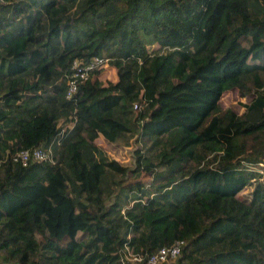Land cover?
<instances>
[{
    "label": "trees",
    "instance_id": "1",
    "mask_svg": "<svg viewBox=\"0 0 264 264\" xmlns=\"http://www.w3.org/2000/svg\"><path fill=\"white\" fill-rule=\"evenodd\" d=\"M94 57L112 78L66 98ZM262 72L258 0H0V264H146L176 241L162 264H264ZM231 90L240 113L219 110ZM97 136L139 144L118 168L148 177L107 206ZM33 147L49 159L11 160Z\"/></svg>",
    "mask_w": 264,
    "mask_h": 264
},
{
    "label": "rangeland",
    "instance_id": "2",
    "mask_svg": "<svg viewBox=\"0 0 264 264\" xmlns=\"http://www.w3.org/2000/svg\"><path fill=\"white\" fill-rule=\"evenodd\" d=\"M258 1L260 3H264V0H258ZM154 47H155V45L151 46V48H154ZM103 67H101V68H103V69H101V70H103V74H105L106 77L109 76L108 80H110V78H112V72L111 71L108 72L107 70H109V69L105 66H103ZM259 75H260V78L262 79V81L264 83V72L260 73ZM106 81L107 80L104 78V82H106ZM246 100L247 99H245V98L239 97L235 90H231V91L224 92L222 94V96L218 100V107H219V110H223L227 107H231L233 110L237 111V113H240L242 111V107L240 104L246 102ZM59 124H60V127H64V125H62L61 122H59ZM68 126H69V124H68ZM243 138L244 137H242L241 135L240 136L238 135L233 139V143L238 144L240 141L243 140ZM133 139H134V137L131 140H133ZM98 144H100L99 146L103 149V151L107 155L108 160L110 161V166L108 168L112 171L111 173L109 172V175H107V177H106V179H107V181H106L107 193L103 194V201L105 202V204L107 206L109 203H111L115 200V194L117 193V190H118L120 184L123 185L124 187H126L127 184H132L135 181H145L146 182L148 180V177L140 171H134L131 174L125 173V174L121 175V171L118 168V166L119 167L122 166L125 168L126 167L130 168V170L134 169L133 161L131 159V148H136L139 146V144L132 142V141H131V144H132L131 147L115 146V145H110L107 143L102 144L100 142ZM146 146H145V150H146ZM148 150H150V149H147L145 156L152 157L151 155H153V151L148 152ZM45 152H47V151H45ZM250 168H252V167H250ZM112 180H114L115 182H119V185H116L113 182H111ZM128 194L129 193L127 192L126 195H128ZM124 259H126V258H124Z\"/></svg>",
    "mask_w": 264,
    "mask_h": 264
},
{
    "label": "built area",
    "instance_id": "3",
    "mask_svg": "<svg viewBox=\"0 0 264 264\" xmlns=\"http://www.w3.org/2000/svg\"><path fill=\"white\" fill-rule=\"evenodd\" d=\"M106 60L100 57H94L90 60L89 63L85 65H80L79 63L73 61L71 64V71L66 79V98H70V96L75 92L77 87L88 79V74L94 68L98 69L105 66ZM80 65V66H79ZM133 108H136V105L133 104ZM49 154L42 150L39 147H33L32 149H24L18 150L12 157L11 160L13 162L19 163L21 166H25L29 160L31 161H45L49 159ZM183 241H176L169 247H160L151 255L145 258L146 264H162L167 262L168 260L175 259L180 252V248L183 246ZM129 261L139 262L142 260V257L137 254H130L126 251L124 255Z\"/></svg>",
    "mask_w": 264,
    "mask_h": 264
},
{
    "label": "crops",
    "instance_id": "4",
    "mask_svg": "<svg viewBox=\"0 0 264 264\" xmlns=\"http://www.w3.org/2000/svg\"><path fill=\"white\" fill-rule=\"evenodd\" d=\"M59 122H61L62 125H64V127H62V128H70V127H71V123H67V122L65 123V122H63L62 119L59 120ZM59 122H58L57 126H60ZM68 124H69V126H68ZM94 141H95V143H96L98 146L100 145V144H98L99 142L102 143V144H104V142H103V140L101 139L100 136H97V137L95 138Z\"/></svg>",
    "mask_w": 264,
    "mask_h": 264
}]
</instances>
